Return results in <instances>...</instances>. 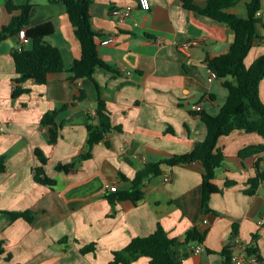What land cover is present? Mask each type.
I'll use <instances>...</instances> for the list:
<instances>
[{"label":"crops","instance_id":"0c3cea01","mask_svg":"<svg viewBox=\"0 0 264 264\" xmlns=\"http://www.w3.org/2000/svg\"><path fill=\"white\" fill-rule=\"evenodd\" d=\"M183 1L150 0L151 9L143 11L137 0H93L97 50L110 66L97 68L95 81L71 80L68 70L82 50L64 4L34 0L36 9L27 27L50 24L43 39L63 58L66 71L50 75L45 84L28 80L23 88L29 92L15 96L13 52L30 49L32 40L21 43L18 36H9L0 41V159L5 164L0 173V264H108L132 239L148 236L159 226L180 240L193 227L207 232L203 252L194 253L193 244L177 249L179 264H228L221 252L229 245L232 256L257 247L259 264H264V226L259 224L264 180L252 184L264 172V150L240 155L244 149L264 146L258 133L236 130L219 139L226 159L214 179L220 192L211 195L207 206L200 162L161 164V174L146 181L144 198L137 203L127 200L112 207L107 199L108 183L129 188L137 172L150 163L191 153L207 135L193 107L201 105L202 112L215 116L226 102L228 93L220 80L209 81L207 60L228 53L233 32L187 9ZM193 1L203 6L208 0ZM248 1L228 11L246 18ZM6 3L0 0V34L20 13H11ZM128 5L133 9L124 21L110 14ZM260 12L259 38L246 58L247 66L264 55V0ZM109 36L114 42L101 44ZM186 44L190 46L183 49ZM83 91L86 98L76 100ZM259 95L264 103V78ZM100 99L112 131L75 167L58 171L59 164L87 153L89 112ZM65 104L72 105L62 109ZM54 111L58 139L51 142L49 128L41 121ZM40 166L54 180L53 186L36 180ZM167 175L169 181L164 180ZM26 211L34 214L31 222L6 215ZM92 244L94 251L82 252ZM131 264H150V259L140 257Z\"/></svg>","mask_w":264,"mask_h":264},{"label":"trees","instance_id":"16d2710c","mask_svg":"<svg viewBox=\"0 0 264 264\" xmlns=\"http://www.w3.org/2000/svg\"><path fill=\"white\" fill-rule=\"evenodd\" d=\"M53 4H64L67 13L74 27L75 35L81 45V56L76 59L70 69L71 80L94 79L97 68L110 69L100 57L97 50L98 33L93 29L91 21V5L93 0H48ZM243 0H208L205 5L200 6L193 0H184V6L214 21L224 23L233 32V42L227 54L219 57H211L207 60L210 70L216 73L217 79L227 90L226 102L221 107L219 113L215 116L205 112L200 113L201 120L207 128V135L204 141L200 142L195 149L186 155L174 156L166 161L150 163L139 170L135 179L129 188L119 189L116 192L107 194L112 207L117 202L133 201L137 203L144 198L143 187L146 181L152 176L160 175V165L167 163L169 165L186 164L200 162L205 172L203 175V204L207 203L211 195L219 193L220 190L214 184L216 170L225 163V153L219 147V139L222 136L231 134L236 130H242L248 133H258L264 137V103L259 95V85L264 78V55L257 58L250 66L246 65V58L251 52L254 42L259 38L257 25L262 22L261 15L258 12L262 9V0H249L247 2L248 16L246 18L229 12L232 7L237 6ZM7 9L13 13L20 11L18 15H13L10 23L4 26L0 34V41L9 36H18L22 29H26L27 38L32 40L30 49H17L13 52V58L16 66L14 95L19 96L29 92L23 88V84L32 80L39 84H45L52 74L66 71L60 50L44 41L43 36L49 33L50 24L37 28L28 29L33 13L36 9L34 0H27L23 5H15L13 1L7 0ZM86 98V92H81L76 100ZM72 104L63 105L62 109L68 108ZM95 115L89 112V138L87 143V153L77 157L72 163L59 164L58 171H69L75 167L76 163L89 155L91 148L99 143L106 141L107 135L112 131L110 117L107 112L105 102L100 99L97 107L94 109ZM53 113L46 114L41 125L49 128V139L55 142L58 139V129L54 126ZM97 121V123H95ZM264 150V146L250 147L240 152L241 156H247L252 153ZM41 163H47L46 157L37 150ZM4 160L0 159V173L4 172ZM35 178L41 183L53 186L54 180L49 178L43 166L36 169ZM264 180V172L259 173L252 180L255 187L260 180ZM253 192V190L251 191ZM11 220L24 218L31 222L34 214L30 211L18 213H6ZM206 231L193 227L188 230L184 240L171 238L169 234L159 226L157 230L145 237H136L124 249L114 253L112 261L108 264H131L140 257H148L150 264H179L180 259L177 256V249L184 245L193 244L194 246L203 245L206 237ZM95 250V245L86 246L82 249L83 253ZM222 255L228 258V264L231 263L232 251L230 245L222 252ZM248 256H257L259 263L262 257L257 247H247Z\"/></svg>","mask_w":264,"mask_h":264},{"label":"built area","instance_id":"2783aa9c","mask_svg":"<svg viewBox=\"0 0 264 264\" xmlns=\"http://www.w3.org/2000/svg\"><path fill=\"white\" fill-rule=\"evenodd\" d=\"M137 6L139 7V9H141L143 11H149L151 9L150 0H137ZM132 9H133L132 5H128L125 8H114L110 11V14L112 16L116 17L120 22H122V21H124V19L127 17V15L130 13V11ZM258 15H261V12H258ZM25 32H26L25 28L19 32L18 38H19L21 43L28 40ZM114 40L115 39L113 36H109V37L103 39L101 44L109 45V44L113 43ZM189 46H190V44H186V45L182 46V48L186 49ZM215 79H217L216 73L214 71L210 70L209 81L212 82ZM193 110L200 112L203 110V107L201 105H196L195 107H193ZM91 113L93 115H95V110H92ZM170 179H171L170 175H167L164 177L165 181H169ZM106 190L110 191V192H116L119 190V187L117 186L116 183H108L106 185ZM259 224L261 226H264V214L260 218ZM203 250L204 249H203L202 245H197L194 248V253L199 254V253L203 252ZM246 263L259 264V260H258L257 256H255V255L248 256L245 253L244 255L233 256L230 264H246Z\"/></svg>","mask_w":264,"mask_h":264},{"label":"water","instance_id":"95a60500","mask_svg":"<svg viewBox=\"0 0 264 264\" xmlns=\"http://www.w3.org/2000/svg\"><path fill=\"white\" fill-rule=\"evenodd\" d=\"M95 123H97V121H95Z\"/></svg>","mask_w":264,"mask_h":264},{"label":"rangeland","instance_id":"374dc122","mask_svg":"<svg viewBox=\"0 0 264 264\" xmlns=\"http://www.w3.org/2000/svg\"><path fill=\"white\" fill-rule=\"evenodd\" d=\"M225 89V88H224ZM226 91V90H225Z\"/></svg>","mask_w":264,"mask_h":264}]
</instances>
